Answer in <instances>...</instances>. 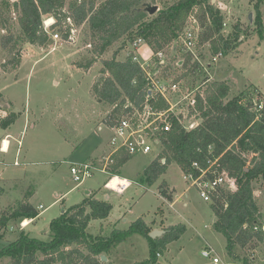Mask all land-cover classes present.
I'll return each mask as SVG.
<instances>
[{"label": "rangeland", "instance_id": "obj_1", "mask_svg": "<svg viewBox=\"0 0 264 264\" xmlns=\"http://www.w3.org/2000/svg\"><path fill=\"white\" fill-rule=\"evenodd\" d=\"M19 1L0 0V40L12 37L10 47L18 42L14 56L0 45V92L4 98L0 106V122L8 115L16 119L7 131L11 134L8 143L14 142L13 149L9 153H0V212L17 207L27 198L41 213L31 220H11L3 231L0 245L16 240L21 231L38 240H49L50 223L60 216L62 210L81 203L86 197H94L109 200L112 209L104 221L89 224L88 232L93 236H108L115 229L127 230L137 219H142L152 231L164 232L170 227L184 226V234L168 244L165 252L156 256L154 264H212L211 259L201 256L205 243L215 250L223 263L243 264L227 256L224 237L213 229L210 204L203 201L196 186L184 179L176 164H170L153 185L139 183L140 177L155 160H163L162 149L152 142L148 154H134L119 168L117 175L135 182L132 186L126 181L108 180V176L99 171L80 185L72 180L70 165L83 162L99 165L101 156L109 149L112 130L105 120L113 106L99 103L93 88L109 77L107 72L101 73L104 61L114 56L119 61L127 58L129 46L120 49L127 37H122L96 59L92 51L93 44L98 42L92 40L87 23L73 24L72 33H61V40L54 42L49 36L52 31H44V23L51 18L45 15L42 17V29L47 35L44 45L23 43L18 24L20 12L15 8ZM71 1L64 0L62 16H70ZM177 1L151 2L162 10ZM256 1L213 0L212 3L210 0L223 17V35L227 36L235 23L243 27L248 25L249 13H252V22L255 20ZM260 11L264 19V3H261ZM65 17L58 26L69 28ZM196 18L194 12L187 20L186 28H191V21ZM181 36L160 51L163 65L157 64L158 58L147 45H142L138 53L139 61L148 63L144 68L147 67L146 73L153 81L160 79L165 86L174 81L179 86L180 93L168 94L170 103L178 102L179 97L189 93L206 98V89L210 85L224 81L230 84V98L254 88L264 96V27L261 37L255 32L248 37L242 36L240 43L219 57L209 69L206 65L214 56L210 45H198L197 40L192 48L196 57L192 56L189 64L196 61L197 69L180 67L186 53ZM91 58L96 60L88 70L77 67ZM12 59L13 64H10ZM206 78H209L208 82ZM153 90V95L159 94ZM187 101L183 103L187 104ZM4 134V129L0 128V141ZM17 148L19 152L16 154ZM163 182L172 192V202L160 195L158 187ZM255 188L254 195L264 219V186L256 185ZM25 220L29 223L22 228ZM79 250L87 254L85 248L79 247ZM237 253L240 258L251 255V264H264V242L254 251L245 254L237 249ZM105 257L107 261L103 264H152L148 261L149 243L140 234H131ZM0 264L12 263L9 258H1Z\"/></svg>", "mask_w": 264, "mask_h": 264}, {"label": "trees", "instance_id": "obj_2", "mask_svg": "<svg viewBox=\"0 0 264 264\" xmlns=\"http://www.w3.org/2000/svg\"><path fill=\"white\" fill-rule=\"evenodd\" d=\"M153 0H72L69 13L74 26L87 23L93 44L92 53L96 59L122 37H127L121 48H127L136 39H142L154 54L176 40L187 26L188 18L195 12L197 22V44H209L212 55H226L240 43L242 36L248 37L255 32L263 34L264 19L260 11L264 0L254 4L255 20L243 27L240 23L232 26L231 32L223 35V17L210 0H178L148 17L136 11L143 2ZM64 0H20L15 8L20 12L18 20L21 42L44 45L47 35L42 29V17L54 18L57 22L61 15ZM8 8V4H5ZM66 18V17H65ZM12 37H2L0 45L12 55L15 45L10 47ZM14 56V55H12ZM193 55L185 53L181 61L183 69L195 70ZM213 56V57H214ZM95 58L77 67L88 70ZM13 64V59L10 61ZM157 64L163 65L162 59ZM109 74L93 88L99 103L113 106L106 117V124L112 126L117 119L130 116L134 111H143L146 106L154 111L168 108L165 100L153 95L150 81L138 63L127 57L119 61L114 56L103 62L101 73ZM159 84H165L158 79ZM176 84L174 81L169 85ZM166 85V84H165ZM255 89V90H254ZM245 90L229 98L228 81L214 82L206 89V98L196 97L194 109L197 126L187 132L176 121L168 132H158L157 140L162 149V158L155 160L139 179L141 185L151 186L163 176L170 164L178 166L182 174L194 177L205 172L203 181L223 176L231 180V187L220 186L211 192L210 209L215 222L213 229L225 241L227 256L233 261L251 264V255L240 258L237 249L246 253L254 251L264 242L260 228L264 222L259 209L255 186H264V96L254 88ZM3 96L0 93V102ZM120 100V101H119ZM119 101V102H118ZM261 108H258L260 103ZM15 122V116H6L0 123L7 128ZM128 152L120 150L114 157L110 170L117 174L119 168L131 158ZM197 167H193V164ZM164 199L172 202V192L165 182L159 185ZM259 189V188H258ZM112 206L109 200L86 197L81 203L62 210L60 216L50 223V238L42 241L21 231L16 240L0 245V259L9 258L12 264H103L102 255H108L131 234H140L147 239L150 247L149 262L154 264L156 256L164 253L168 244L179 239L185 232L184 226L170 227L160 237L151 239L150 227L142 220L132 222L127 230L115 229L108 236H93L88 232L92 221H104ZM39 211L24 198L17 207H8L0 212V242L11 220L35 219ZM85 248L87 254L79 250Z\"/></svg>", "mask_w": 264, "mask_h": 264}, {"label": "built area", "instance_id": "obj_3", "mask_svg": "<svg viewBox=\"0 0 264 264\" xmlns=\"http://www.w3.org/2000/svg\"><path fill=\"white\" fill-rule=\"evenodd\" d=\"M48 19H50V21L44 23V31L45 33L52 31L51 34H49L52 41H60L62 37L61 33L67 35L72 33L73 23L70 17H66V22L70 26L69 28L58 26V22L54 18H52L53 20L51 18ZM222 26L224 27L225 23H223ZM52 27L54 28L52 29ZM67 39L69 40L70 38L67 37ZM181 39L185 51L190 52L194 57H196L192 51L194 42L197 39V22L194 19L191 21V28H186L182 33ZM142 45L145 44L140 38L133 41L129 45L130 51L127 54V57H129L132 62L138 63L140 68L146 72L147 67H144L148 63H141L138 57V53ZM154 56L158 59H161L162 53L158 51L154 54ZM221 56L222 54L218 53L212 57L210 66L214 64ZM147 76L150 81L151 92L152 89H154L153 91L158 92L167 103L168 108L164 111L156 112L151 107L146 106L143 111H134L130 116L117 119L116 122L110 126L112 130V136L109 140V149L101 156L99 165H96L94 162H83L69 166L71 178L77 183V185H80L85 179L92 177L95 171H99L100 173L108 176V180L113 179L120 182L126 181V184L132 186L136 183L127 181L110 170V166L114 163V157L120 150H124L130 155L137 153L148 154L151 151L149 143L152 142L153 144L159 146L157 133L170 131L173 121H176L187 132L193 130L197 126L195 114L190 113V109L195 108L196 97L191 96L192 94L189 93L184 95L183 98L179 97V101L172 104L169 102L167 96L169 93H180L181 91L179 86L177 84L167 86L163 84L161 85L158 82L153 81V79L148 74ZM206 81L208 82L209 78H206ZM184 100H188L187 104L183 103ZM262 104L263 102L258 105V108H261ZM193 167H197V165L194 163ZM183 175L186 181L191 182V186H196L199 189L201 198L207 203H211V192L217 187L223 185L227 186V184L229 187L232 186V181L226 179L223 176L215 177L212 180L203 181L205 172H201L200 176L198 177H194L192 174ZM39 209H42V206H39ZM23 223L22 228L24 227ZM254 230H261V232L264 234V222L259 229L256 227ZM201 256L211 259L212 264H225L221 261L215 250L207 243H205V247L201 252Z\"/></svg>", "mask_w": 264, "mask_h": 264}, {"label": "water", "instance_id": "obj_4", "mask_svg": "<svg viewBox=\"0 0 264 264\" xmlns=\"http://www.w3.org/2000/svg\"><path fill=\"white\" fill-rule=\"evenodd\" d=\"M212 3H213V0H212ZM136 11H142L148 17H152L159 11V9H158L157 5H154V4H152V2L147 1V2H143L140 5V7L136 9ZM247 21L250 25L252 24V13L248 14ZM206 67L209 68L210 64H207ZM0 106H1V102H0ZM7 107H8V105H7ZM162 162H164V160H162ZM213 222H215V219H213ZM162 234H163V231L153 230L149 233V237L151 239H155L157 237H160ZM100 258H101V261H103V262L107 261V258L104 255H102Z\"/></svg>", "mask_w": 264, "mask_h": 264}, {"label": "crops", "instance_id": "obj_5", "mask_svg": "<svg viewBox=\"0 0 264 264\" xmlns=\"http://www.w3.org/2000/svg\"><path fill=\"white\" fill-rule=\"evenodd\" d=\"M1 93V92H0ZM2 94V93H1ZM2 96H3V94H2ZM230 98V97H229ZM4 99V98H3ZM5 107H7V105L5 106ZM10 107V105H8V108ZM16 120V119H15ZM1 123V122H0ZM12 125V124H11ZM0 128H2V126H0ZM2 129H4V131H5V134H4V137L1 139V141H0V153H9L10 151H12V149H13V144H14V142L13 141H9V145H8V150L7 151H3L2 149H1V147H2V141L4 140V139H10L11 138V134L9 133V132H7L8 130H9V126L7 127V128H2ZM8 137V138H7ZM19 152V148H17L16 149V154ZM88 194V193H87ZM30 203V202H29ZM41 213V212H40ZM26 221V220H25ZM29 223V222H28Z\"/></svg>", "mask_w": 264, "mask_h": 264}, {"label": "bare ground", "instance_id": "obj_6", "mask_svg": "<svg viewBox=\"0 0 264 264\" xmlns=\"http://www.w3.org/2000/svg\"><path fill=\"white\" fill-rule=\"evenodd\" d=\"M8 145H9L8 140L7 139H4L1 149L3 151H7L8 150ZM27 224H28V222L27 221H24L23 225L26 226Z\"/></svg>", "mask_w": 264, "mask_h": 264}]
</instances>
